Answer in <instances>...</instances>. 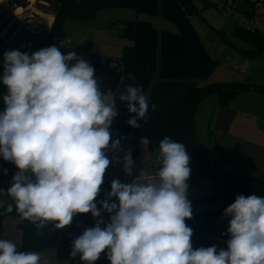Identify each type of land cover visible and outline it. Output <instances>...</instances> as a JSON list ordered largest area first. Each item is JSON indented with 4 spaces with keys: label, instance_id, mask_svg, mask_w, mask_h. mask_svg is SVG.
Here are the masks:
<instances>
[{
    "label": "clouds",
    "instance_id": "obj_1",
    "mask_svg": "<svg viewBox=\"0 0 264 264\" xmlns=\"http://www.w3.org/2000/svg\"><path fill=\"white\" fill-rule=\"evenodd\" d=\"M2 83L8 91L0 112V157L18 169L10 187L0 189L13 202L6 212L15 209L37 229L51 222L55 230L70 226L76 214H111L105 227L98 219L73 240L70 257L84 264H95L101 253L110 264H264V197L255 194L237 195L224 210L230 217L227 250L193 249V230L186 224L192 218L191 157L183 143L168 137L159 143L157 180L139 175L124 184L114 179L108 199L97 207L110 165L106 151L120 147L119 140L110 145L118 115L115 98L119 94L135 114L127 123L141 127L137 121L147 118L149 102L140 87L102 91L94 67L56 45L31 55L5 52ZM123 162L131 176L130 152ZM112 197L118 203H109ZM0 264L48 262L38 251H19L12 240L0 239Z\"/></svg>",
    "mask_w": 264,
    "mask_h": 264
},
{
    "label": "trees",
    "instance_id": "obj_2",
    "mask_svg": "<svg viewBox=\"0 0 264 264\" xmlns=\"http://www.w3.org/2000/svg\"><path fill=\"white\" fill-rule=\"evenodd\" d=\"M25 4L24 0H12ZM54 5L56 16L52 28L45 41L31 40L26 44L13 47L7 51L19 50L29 55L52 45L55 41L65 37L63 23L67 18L83 19L92 17L103 7H132L152 14L171 19L179 28L178 33L162 31L158 41L156 28L143 20L131 21L126 24L123 34L133 40V44L122 49L119 56H102L90 50L88 42L79 46L59 47L67 54L75 51L79 57L87 60L94 67L96 77L102 91L111 90L114 93H123L128 86L140 87L147 95L149 110L147 118L138 124L141 127L133 128L127 121L134 117L129 113L127 102H121L119 94L115 100L121 105L117 108V117L111 125L112 134L130 135V140L137 149L138 142L145 138L149 149L159 148V143L165 137L183 143L188 150L191 162L190 179L199 181L208 176L215 182L217 192L211 197L198 198L192 204V218L186 224L192 228L191 243L193 249L215 245L217 251L227 250V243L219 239H229L227 229L214 223V218L223 209L235 201L237 195L255 194L264 197V176H243L233 170H217L212 160L200 146L194 128V113L199 103L209 94L219 96L220 105H227L247 85L234 83L202 84L215 66V60L204 48L200 36L190 21L191 0H43ZM35 2H38L37 0ZM251 7L252 2L246 1ZM251 15V14H250ZM48 21L51 16L43 15ZM239 34L249 40L253 46L248 52L255 54L264 51V32L260 30L240 29ZM40 46H42L40 48ZM6 51V52H7ZM5 53V52H4ZM261 89V88H258ZM6 95V94H5ZM4 95V96H5ZM3 96V97H4ZM156 105L155 111L152 105ZM4 99L0 100V112L5 110ZM7 170L5 174L4 170ZM18 171L11 162L0 160V189L10 187L12 177ZM111 183L104 179L100 194L97 197V207L101 208L100 201L108 199ZM112 197L109 203L115 202ZM222 200L223 207L219 211H197L195 206ZM0 229L6 216L18 217V228L21 231L23 251H42L54 247L56 254L70 261L71 264H81L70 257L72 242L87 228L94 227L98 219L104 221L101 227L109 222V213L102 211L100 217L94 218L91 213L76 214L72 224L65 229L55 230L51 222L43 229L27 220H21L15 209L6 212L7 204L13 203L6 195H0ZM114 214V213H113ZM194 227V229H193ZM101 259L106 262V254L101 253Z\"/></svg>",
    "mask_w": 264,
    "mask_h": 264
},
{
    "label": "rangeland",
    "instance_id": "obj_3",
    "mask_svg": "<svg viewBox=\"0 0 264 264\" xmlns=\"http://www.w3.org/2000/svg\"><path fill=\"white\" fill-rule=\"evenodd\" d=\"M24 1L28 3V0ZM35 1L30 0L29 11L39 12L35 9L39 8L56 16L53 4L43 0ZM246 1L252 2L254 6L247 7ZM157 2L160 4L161 0ZM235 4L239 9L241 7L244 13L251 14L250 21L264 32V2L235 0ZM44 12L40 13L41 17ZM189 17L204 48L216 62L210 75L202 80V84L245 83L263 89H250L238 93L224 107L220 106L217 94L207 95L194 113V128L198 142L217 170H233L243 176L262 177L264 176V53L250 56L246 54L252 45L238 32L244 28L245 16H235L229 10L223 13L216 4L208 0H191ZM136 20L151 23L157 30L158 41L162 31L179 32L178 26L171 19L126 6L103 7L88 18H67L63 23V32L65 37L72 41L73 46H79L87 41L90 50L97 55L119 56L124 47L133 44V40L124 35L123 31L128 22ZM45 39L38 42H43ZM0 61L2 62L0 72H2L4 55H0ZM7 91L0 78V100ZM129 152L133 160L132 175L129 176L131 179L135 180L139 175L153 181L158 179L156 173L162 165L152 159L158 151H151L145 138H142L138 142L137 149H134L128 135L122 154L125 156ZM0 160H3V157H0ZM187 183V198L191 205L198 198L211 197L217 192L214 180L208 176L202 177L199 181H192L189 178ZM223 205L224 202L218 200L197 205L195 209L219 211ZM224 210L216 215L214 223L228 229L230 217L223 215ZM18 222V217L6 216L2 221L0 239L12 240L18 250L23 251ZM219 240L227 242L228 239ZM38 252L48 264H71L69 260L59 257L54 247ZM75 260L78 261L79 257ZM95 264H110V261L106 258L104 263L100 257Z\"/></svg>",
    "mask_w": 264,
    "mask_h": 264
},
{
    "label": "built area",
    "instance_id": "obj_4",
    "mask_svg": "<svg viewBox=\"0 0 264 264\" xmlns=\"http://www.w3.org/2000/svg\"><path fill=\"white\" fill-rule=\"evenodd\" d=\"M212 4H216L217 8L223 13L229 10L235 16H245L243 26L248 30H259L257 26L250 21L251 16L249 13H244L243 9L235 4V0H208ZM258 2L263 3L264 0H258ZM30 5V0L28 3L20 4L12 0H0V55H4L7 50L26 44L27 42L33 40H41L46 38L51 31L52 22L48 21L46 18L41 17V15L29 12L28 8ZM247 7H250L248 3H245ZM21 9V13L16 11ZM49 14V13H47ZM52 15V14H51ZM55 44L59 47H73L72 41L69 38L62 37L55 41ZM2 62L0 61V65ZM3 76V71L0 72V78ZM116 102V108L121 107L119 103ZM128 139L127 134H112L110 145L112 141L119 140L120 147L118 149H109L106 151V156L110 160V165L106 169L104 179L107 182H112L114 179H118L121 183L127 184L131 183L133 179L129 177L124 171V162L122 154L123 146ZM155 150L158 151L153 160L158 161L161 164V158L159 156V148ZM118 203L117 200H115ZM80 261V259H79ZM84 264L83 261H80Z\"/></svg>",
    "mask_w": 264,
    "mask_h": 264
},
{
    "label": "crops",
    "instance_id": "obj_5",
    "mask_svg": "<svg viewBox=\"0 0 264 264\" xmlns=\"http://www.w3.org/2000/svg\"><path fill=\"white\" fill-rule=\"evenodd\" d=\"M53 16V15H52ZM54 19H55V16H53V20L51 21L52 23L54 22ZM253 46H251L250 48H249V50L252 48ZM260 53H264V51L263 52H257V53H255V54H260ZM246 54L248 55V56H250L251 54L248 52V50H247V52H246ZM253 55V54H252ZM241 84H245V83H241ZM246 85V84H245ZM248 86V85H247ZM250 89H255V90H263V89H258L257 87H253V86H249V87H247L245 90H250ZM245 90H243V91H245ZM243 91H241V92H243ZM241 92H239V93H241ZM216 94V93H215ZM238 94V93H237ZM236 94V95H237ZM217 96H218V94H217ZM218 100H219V96H218ZM232 100V99H231ZM219 104H220V101H219ZM229 104V103H228ZM227 104V105H228ZM221 106V105H220ZM226 106V105H225ZM222 107V106H221ZM224 107V106H223Z\"/></svg>",
    "mask_w": 264,
    "mask_h": 264
},
{
    "label": "bare ground",
    "instance_id": "obj_6",
    "mask_svg": "<svg viewBox=\"0 0 264 264\" xmlns=\"http://www.w3.org/2000/svg\"><path fill=\"white\" fill-rule=\"evenodd\" d=\"M30 7V6H29ZM29 9V8H28ZM35 9H37L39 12H35V11H29V12H33V13H36V14H39V15H41L40 13L42 12H44L43 10H41V9H39V8H35ZM17 13H21L22 12V10L21 9H18L17 11H16ZM45 13V15H47V16H52L51 14H47L46 12H44Z\"/></svg>",
    "mask_w": 264,
    "mask_h": 264
},
{
    "label": "water",
    "instance_id": "obj_7",
    "mask_svg": "<svg viewBox=\"0 0 264 264\" xmlns=\"http://www.w3.org/2000/svg\"><path fill=\"white\" fill-rule=\"evenodd\" d=\"M213 165V167H215V165L214 164H212ZM220 171H223V170H220ZM193 229H194V227H193Z\"/></svg>",
    "mask_w": 264,
    "mask_h": 264
}]
</instances>
